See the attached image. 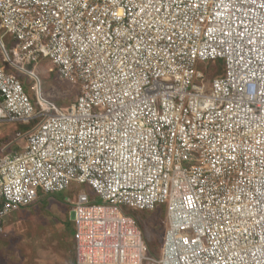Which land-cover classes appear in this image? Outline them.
Here are the masks:
<instances>
[{
  "label": "built area",
  "instance_id": "built-area-1",
  "mask_svg": "<svg viewBox=\"0 0 264 264\" xmlns=\"http://www.w3.org/2000/svg\"><path fill=\"white\" fill-rule=\"evenodd\" d=\"M0 28L10 66L49 59L79 91L39 101L23 152L0 158V237L14 209L79 184L96 196L73 212L76 264H264V0H0ZM36 110L0 66V122ZM166 204L157 262L120 209Z\"/></svg>",
  "mask_w": 264,
  "mask_h": 264
},
{
  "label": "rangeland",
  "instance_id": "rangeland-1",
  "mask_svg": "<svg viewBox=\"0 0 264 264\" xmlns=\"http://www.w3.org/2000/svg\"><path fill=\"white\" fill-rule=\"evenodd\" d=\"M15 46L16 42L5 35L0 28V66L4 67L5 73L15 76L22 83L25 93L30 96L37 108V116L29 123L0 122V158L23 152L28 143L29 134L41 123L44 116L41 114L43 109L39 106V88L44 101L55 103L61 108H68L75 103L79 94L74 83L60 78L58 72L55 69L53 70L54 67L49 59H39L35 63L26 65L24 72L10 66L2 47L10 59L13 56ZM199 70L207 73L210 79L217 75L215 66L201 65ZM32 73L34 76L30 75ZM83 192H86L91 198L96 196L88 186L72 184L68 191L54 195H44L37 205L28 208L35 216L41 214L42 221L46 220L47 215L54 216V220L48 217L54 223L55 229L59 231L55 232L54 241L49 246V250H52L55 254L54 264H75L74 246L71 237V231L74 233L75 230L73 228L72 213L76 209L78 197ZM53 204H56L57 207L51 209ZM120 210L124 215L131 216L138 221L151 246L149 248L150 258L157 262L161 261L168 227V205L160 206L155 213H145L144 215L128 208H121ZM35 219L37 223L40 222V217ZM33 226H35L34 222ZM23 250L21 245L18 244V239L7 240L5 236L4 238L1 237L0 264H18V253L19 251L24 252Z\"/></svg>",
  "mask_w": 264,
  "mask_h": 264
},
{
  "label": "crops",
  "instance_id": "crops-1",
  "mask_svg": "<svg viewBox=\"0 0 264 264\" xmlns=\"http://www.w3.org/2000/svg\"><path fill=\"white\" fill-rule=\"evenodd\" d=\"M44 195L41 193L40 198ZM39 200L30 207L37 205ZM30 207L14 209L7 216L4 222L6 232L1 237L4 238L5 236L7 240L18 239V244L24 249V252L19 251L18 253V264H54L55 254L52 250H49L51 242L54 241L55 232H59L51 221L54 220V216L47 215L45 217L46 220L42 221L43 217L41 218V214L40 216H35L32 211H29L30 209L28 208ZM55 207H57L56 204H53L51 209ZM64 216L66 215L64 214ZM73 216L74 213H72V219ZM37 217H40L39 223L36 222L35 218ZM48 217H51V220ZM66 218L68 217L66 216ZM33 222L35 226H33ZM63 232L65 231L63 230ZM73 235L74 233L71 231L76 264V244Z\"/></svg>",
  "mask_w": 264,
  "mask_h": 264
},
{
  "label": "trees",
  "instance_id": "trees-1",
  "mask_svg": "<svg viewBox=\"0 0 264 264\" xmlns=\"http://www.w3.org/2000/svg\"><path fill=\"white\" fill-rule=\"evenodd\" d=\"M209 66H215V68H216V70H217V75H216L215 77H213V78L220 77V76L223 75L224 67H225V66H224V62H222V61H218V62H216L215 64H210ZM218 74H219V75H218ZM142 214L144 215L145 213H142ZM140 226H141V225H140ZM141 229H142V231H143L144 238H145V241H146L148 247L151 248L150 243H149V241H148V239H147V236H146V234H145V232H144V230H143L142 227H141ZM150 255H151V252H150Z\"/></svg>",
  "mask_w": 264,
  "mask_h": 264
},
{
  "label": "bare ground",
  "instance_id": "bare-ground-1",
  "mask_svg": "<svg viewBox=\"0 0 264 264\" xmlns=\"http://www.w3.org/2000/svg\"><path fill=\"white\" fill-rule=\"evenodd\" d=\"M24 72V71H23ZM26 73V72H25ZM31 76H34V74L32 73V74H30ZM42 95H41V90H40V88H39V91H38V97H39V101H41L40 103L42 104V105H45V104H48V101H44V98H42L41 97Z\"/></svg>",
  "mask_w": 264,
  "mask_h": 264
}]
</instances>
